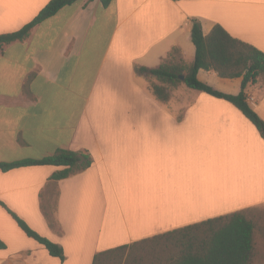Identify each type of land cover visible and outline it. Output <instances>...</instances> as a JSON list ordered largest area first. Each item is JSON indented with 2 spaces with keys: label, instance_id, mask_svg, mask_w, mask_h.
<instances>
[{
  "label": "crops",
  "instance_id": "1",
  "mask_svg": "<svg viewBox=\"0 0 264 264\" xmlns=\"http://www.w3.org/2000/svg\"><path fill=\"white\" fill-rule=\"evenodd\" d=\"M50 1L0 0V35ZM195 19L206 36L219 24L264 52V0H82L0 49V163L60 150L93 159L62 180L53 177L64 167L0 170V264H93L100 252L209 219L264 214V138L254 124L200 91L186 110L185 83L162 102L153 85H165L140 72L159 68L175 48L192 65ZM198 76L223 93L242 91V78ZM246 93L264 120V75ZM10 211L60 245L65 260Z\"/></svg>",
  "mask_w": 264,
  "mask_h": 264
},
{
  "label": "trees",
  "instance_id": "2",
  "mask_svg": "<svg viewBox=\"0 0 264 264\" xmlns=\"http://www.w3.org/2000/svg\"><path fill=\"white\" fill-rule=\"evenodd\" d=\"M82 0H51L42 11L22 29L0 35V49L17 41H25L32 30L56 15L66 6ZM113 0H100L104 7ZM192 40L196 57L192 65H178L174 61L181 57V50L175 48L168 59L157 69L141 68L140 72L161 81L165 86L153 85L155 96L162 102H169V90L182 83L191 89L207 93L215 98L235 105L257 128L264 138V120L248 103L246 93L264 75V52L255 46L233 37L223 26L216 25L209 35L203 32L199 20H194ZM181 60V58H180ZM214 71L221 78H242V91L238 95L223 93L204 83L199 72ZM185 76V81L181 76ZM30 93V88H26ZM93 165L87 151L60 150L42 159L0 163V170L7 172L29 166L64 167L53 179L62 180L80 174ZM3 206V204L1 202ZM22 230L44 245L53 257L65 260L64 249L41 236L27 222L10 211ZM255 211H240L189 225L146 240L135 242L98 253L93 264H254L256 258L255 236L259 225ZM0 242V248H4Z\"/></svg>",
  "mask_w": 264,
  "mask_h": 264
},
{
  "label": "rangeland",
  "instance_id": "3",
  "mask_svg": "<svg viewBox=\"0 0 264 264\" xmlns=\"http://www.w3.org/2000/svg\"><path fill=\"white\" fill-rule=\"evenodd\" d=\"M179 58L180 57L177 56L174 63L178 65H183ZM198 93H199L198 91L190 90L187 89L186 87H183V107L186 108V110L194 109L193 107L196 105V103H194L195 101L194 96H197ZM255 220L259 225V229L255 236L256 255H258V257L256 256L254 264H264V214L259 211H256Z\"/></svg>",
  "mask_w": 264,
  "mask_h": 264
},
{
  "label": "water",
  "instance_id": "4",
  "mask_svg": "<svg viewBox=\"0 0 264 264\" xmlns=\"http://www.w3.org/2000/svg\"><path fill=\"white\" fill-rule=\"evenodd\" d=\"M181 79L183 80V82L185 81V76L184 75H182L181 76Z\"/></svg>",
  "mask_w": 264,
  "mask_h": 264
}]
</instances>
